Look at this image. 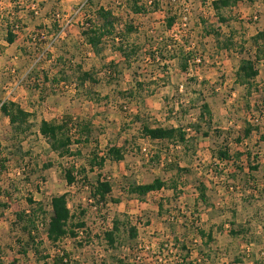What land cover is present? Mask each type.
Wrapping results in <instances>:
<instances>
[{
  "label": "rangeland",
  "instance_id": "rangeland-1",
  "mask_svg": "<svg viewBox=\"0 0 264 264\" xmlns=\"http://www.w3.org/2000/svg\"><path fill=\"white\" fill-rule=\"evenodd\" d=\"M138 1L145 11L135 12L126 0H29L35 28L28 35L17 15L22 4L1 7L0 0L1 14L17 15L2 20L15 22L21 39L4 53L7 35L0 27V105L18 98L33 114L30 128L16 132L0 110V157L7 160L0 172V264H53L58 248L44 226L41 252L24 256L13 222L16 212L31 208L29 197L51 214V198L60 194H67L74 222H86L59 247L72 253L73 264H264V58L256 59L253 46L264 31V0L224 8L225 21L212 0ZM101 7L117 20L94 49L83 31L91 23L101 27ZM245 58L259 70L250 91L237 80ZM84 72L91 79L82 83ZM65 115L91 123V141L81 154L60 157L39 125ZM147 125L180 127L188 142L152 140L143 135ZM112 146L124 158L90 169L94 156ZM225 150L231 157L221 160ZM72 166L78 175L69 185L64 168ZM100 174L114 184L117 202L92 197L84 175L94 182ZM157 177L167 182L160 191L138 197L127 190ZM201 187L209 190L208 204L197 201ZM116 217L129 220L137 238L122 231L110 245L105 234ZM199 229L213 240L206 243Z\"/></svg>",
  "mask_w": 264,
  "mask_h": 264
},
{
  "label": "trees",
  "instance_id": "trees-1",
  "mask_svg": "<svg viewBox=\"0 0 264 264\" xmlns=\"http://www.w3.org/2000/svg\"><path fill=\"white\" fill-rule=\"evenodd\" d=\"M241 1H249L253 3L256 0H212L211 6L215 10L218 19L220 21H225L222 10L224 8H232ZM126 2L130 4L133 3V9L137 13L145 11V6L139 5L138 0H126ZM203 2H208V0H203ZM152 6L157 8L159 7V3L153 1ZM97 13L104 21L101 27L99 26L97 28L95 23H91L88 24L83 31L88 43L94 49H98L103 37L112 33L115 21L117 20L110 10H106L103 7L99 8ZM174 21L175 18H170L167 21L168 27H172L174 25ZM16 22H18V20H16ZM14 23L15 22H11L7 25L8 43H13L16 39V35L13 30L16 25ZM128 31H133L132 27H128ZM253 46L256 48V59L264 58V31L258 32L253 38ZM180 51L184 52V49H181ZM187 54L191 57L189 52ZM188 64L187 58V62L183 64L182 68L187 70ZM45 73V77L47 78V72ZM258 75L259 70L251 58L241 60L237 71V80L241 85L247 86L249 91L252 90V88L256 85L255 79ZM90 79L91 74L89 72H84L80 78L82 83ZM203 108L204 111L211 115L209 105L207 103L203 104ZM0 110L9 118L10 124L16 132H25L30 128V119L33 114L24 110L18 102L5 100L1 103ZM249 126L250 125H248L245 130V135L247 137L250 136L252 132V128ZM39 132L44 138L52 142L53 148L60 157H65L75 156L76 154L82 153V148L87 146V144L91 141L92 127L91 123L74 121L71 115H65L59 122L48 121L45 119L42 120L39 125ZM142 132L144 136L149 137L152 140H176L182 143L188 142L187 132L180 127L169 128L147 125L143 127ZM203 135L209 136V132H203ZM74 145L77 146V149H74ZM219 157L221 160H228L231 156L229 151L225 150L219 151ZM123 158L124 155L122 153V148L112 146L108 148L107 152L102 154V156H94L93 160L90 162V169H93L95 166L102 169L107 160L121 161ZM6 162L7 160L5 157H0V172H2L6 167ZM250 169L252 171L257 170L259 169V165H255ZM84 172V169L81 170V173ZM64 173L66 181L69 185H72L77 181L76 175H78V172L73 166L64 168ZM83 181L85 184L89 185L92 197H94L99 203L105 204L108 202L109 198L112 201H118L117 199L111 197L114 190V184L108 179H104L102 174H100L94 182L89 181L87 176L84 175ZM166 186L167 182L164 179L157 177L149 183L131 184L127 190L138 197H144L147 194L161 190ZM172 188L174 189L173 191H176L175 186ZM201 188L202 189L199 190L198 201L208 204L209 196L206 193L207 190H205V187ZM28 203L31 205V208L29 210L25 209L16 212L15 220L13 222V227L17 228L22 234V236L16 238L19 246V253L27 256L29 251H33L35 254L41 252V248L44 244V240L41 237V226H44L49 242L54 247L58 248L57 253L53 256V264H73L72 253L66 249H59V247L61 242L67 236L77 238L79 233L78 229L86 227V222L81 219L78 222H74L73 218H75V216H73L74 214L71 213L69 208L67 194L55 195L51 198V214H49L42 202H38L32 197L28 198ZM1 205L4 208L8 207L7 203H2ZM122 231L128 232L132 239H135L138 236L137 228L133 226L129 220H121L119 217H116L113 218L112 229L108 230L105 234L110 245H115V243L118 242L119 238L122 236ZM232 234H238V232L233 231ZM199 235L201 237H207L206 243L213 240V234L211 232L206 234L202 229H199ZM119 243L124 244L122 241ZM183 248H185V246Z\"/></svg>",
  "mask_w": 264,
  "mask_h": 264
},
{
  "label": "crops",
  "instance_id": "crops-1",
  "mask_svg": "<svg viewBox=\"0 0 264 264\" xmlns=\"http://www.w3.org/2000/svg\"><path fill=\"white\" fill-rule=\"evenodd\" d=\"M6 1H10V2H12L13 3V5L15 4H17V3H20V4H22V7H23V9H21L19 12H17V15H19V17H20V23H25L26 24V29H27V33H28V35H30L29 33H31L32 31H34V18H33V15L31 14L30 15V13H28V11H27V7H28V2H29V0H5V3L3 4V5H1V7H7V6H9L10 4H12V3H10L9 2V4H7L6 5ZM14 5V6H15ZM8 13H10L9 14V16H8V18L7 19H10V18H15V19H18L17 18V15L14 13V12H11L10 10H8ZM8 13H5V12H3V14H1L0 13V27L2 26L4 29H5V31H3L4 33H6L5 35H7L8 34V32H7V25H8V23L10 24L12 21H10V20H2V19H4V15L6 14H8ZM37 18V17H36ZM2 22H4V23H2ZM24 31H26V30H24ZM14 33H15V31H14ZM16 35V34H15ZM5 43H4V46H6V48L4 49V53H6L7 52V50H9L10 48H12V46H14L15 45V49L18 47V45H19V43L21 42V39H19V37L18 38H16L15 39V41L13 42V43H8V41H6V39H5V41H4ZM8 46H10V47H8ZM8 47V48H7ZM3 53V54H4ZM13 60V59H12ZM17 99L18 98H14L13 100L14 101H17ZM26 110H28V109H26ZM47 120V119H46ZM120 162V161H119ZM114 191V190H113ZM158 191H160V190H158ZM199 191V190H198ZM154 192H157V191H154ZM208 192H209V190H207L206 191V193H207V195H208ZM198 197V196H197ZM198 201V200H197ZM248 257V256H247ZM257 264L259 263V262H256Z\"/></svg>",
  "mask_w": 264,
  "mask_h": 264
},
{
  "label": "built area",
  "instance_id": "built-area-1",
  "mask_svg": "<svg viewBox=\"0 0 264 264\" xmlns=\"http://www.w3.org/2000/svg\"><path fill=\"white\" fill-rule=\"evenodd\" d=\"M55 16H56V18L61 19L62 14L57 13ZM69 19L71 20V18H69ZM70 20H69V21H70ZM195 61H196V62H200V58H196V60H194V62H195Z\"/></svg>",
  "mask_w": 264,
  "mask_h": 264
}]
</instances>
